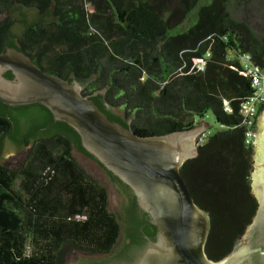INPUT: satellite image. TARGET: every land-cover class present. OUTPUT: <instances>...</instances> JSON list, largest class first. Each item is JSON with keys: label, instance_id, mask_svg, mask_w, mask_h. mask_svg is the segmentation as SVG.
<instances>
[{"label": "trees", "instance_id": "obj_1", "mask_svg": "<svg viewBox=\"0 0 264 264\" xmlns=\"http://www.w3.org/2000/svg\"><path fill=\"white\" fill-rule=\"evenodd\" d=\"M262 39L229 16L227 0H0V53L16 47L44 71L82 82L111 120L143 136L192 129L208 112L225 126L198 142V155L181 168L210 216L206 251L214 260L230 254L258 208L250 185L254 143L246 142L240 113L251 80L238 69L244 54L264 66ZM6 141L30 149L17 168L0 163V264H61L66 248L124 258L133 246L127 238L141 243L142 230L155 237L131 188L45 106L0 100V156ZM76 149L106 171L123 216ZM209 167L219 169L212 175ZM214 184L223 188L213 192ZM225 192L233 200L224 201Z\"/></svg>", "mask_w": 264, "mask_h": 264}, {"label": "water", "instance_id": "obj_2", "mask_svg": "<svg viewBox=\"0 0 264 264\" xmlns=\"http://www.w3.org/2000/svg\"><path fill=\"white\" fill-rule=\"evenodd\" d=\"M9 71L12 78L6 76ZM83 87L78 80L44 71L16 47L0 53V100L14 107L41 104L55 120L70 125L82 147L131 188L138 206L156 227V234L155 239L147 237L131 262L130 257L137 254L133 250L130 256L115 258L111 253L66 248L61 264H264V116L257 130L251 174L258 209L234 251L214 260L206 251L210 216L196 204L181 173L183 164L198 155L196 138L208 126L203 123L199 128L143 136L111 120L91 95L83 94ZM29 149L6 141L0 163L17 168ZM73 154L90 176L108 188L111 210L123 216V198L106 171L77 149ZM121 223L124 228L122 218ZM125 234L122 230L120 242Z\"/></svg>", "mask_w": 264, "mask_h": 264}, {"label": "built area", "instance_id": "obj_3", "mask_svg": "<svg viewBox=\"0 0 264 264\" xmlns=\"http://www.w3.org/2000/svg\"><path fill=\"white\" fill-rule=\"evenodd\" d=\"M205 64L206 60H203L198 64V67L203 69ZM238 70L251 80V94L242 102L240 113L242 115V123L246 127V142L254 143L258 119L263 111L261 108L264 106V66L255 63L250 54H244L241 56ZM224 105L226 111H232L228 100L224 101ZM207 136L206 132L202 133L198 138V142L204 143Z\"/></svg>", "mask_w": 264, "mask_h": 264}, {"label": "rangeland", "instance_id": "obj_4", "mask_svg": "<svg viewBox=\"0 0 264 264\" xmlns=\"http://www.w3.org/2000/svg\"><path fill=\"white\" fill-rule=\"evenodd\" d=\"M173 5H175V4L173 3ZM227 11H228L229 16L231 18H233L237 21H245L246 23H248L249 27H251L257 34L262 36V38H263L262 40L264 42V0H227ZM83 89H84V87H83ZM263 116H264V109H263L262 113L260 114V117L258 120V125H257V130L259 128V124H260V121H261ZM200 122L205 123L208 126L205 130V132L208 136L216 133L217 131L223 130L225 128V126L223 124H220L216 121L214 115L211 112H208L204 118H200ZM196 127L199 128L200 125L196 126ZM256 135H257V133H256ZM197 140H198V137L196 138V141ZM256 141L257 140L255 137L254 148L256 145ZM253 159H254V153H253V158H252V169H253V163H254ZM219 167H220V169H219ZM219 167H217L215 169L209 167L208 169H211L213 171L212 175H215V173H217V171H215V170L219 169V170L223 171L224 166L220 165ZM205 170H206V168L201 170L200 171L201 174L203 172H205ZM251 174H252V171H251ZM234 177L235 176L232 175L230 181H232V179H234ZM233 184H234V187L232 186L231 190L237 191L236 190L237 187L235 186V181L233 182ZM210 185H212V183H210ZM250 185H251V183H250ZM218 186L216 184H214L213 192L216 190V188ZM218 188H223V187L219 186ZM251 192L253 193L252 185H251ZM220 197L224 201L225 200H233V199L229 198L230 196L228 195L227 192L222 193ZM244 235H245V232L239 237L236 244L241 241V239ZM236 244H235V246H236ZM235 246H234L232 252L234 251Z\"/></svg>", "mask_w": 264, "mask_h": 264}, {"label": "flooded vegetation", "instance_id": "obj_5", "mask_svg": "<svg viewBox=\"0 0 264 264\" xmlns=\"http://www.w3.org/2000/svg\"><path fill=\"white\" fill-rule=\"evenodd\" d=\"M124 202V201H123ZM143 212V211H142ZM143 214H146V213H144L143 212ZM149 218V217H148ZM149 222H150V219H149ZM151 223V222H150ZM152 224V223H151ZM153 225V224H152ZM141 237H142V242L141 243H135V242H132V239L131 238H127V241H126V245H130V246H132V250L134 251V253H135V251H136V253L137 254H135L134 256H131L130 258L131 259H129V262H131V261H133L134 259H135V257L139 254V251H141L142 249H143V247H144V245H145V243L147 242V237H149L150 239H155V237H151V236H148L146 233H144L143 232V230L141 231ZM119 242L120 241H118L117 242V245L119 244ZM116 245V246H117ZM125 245V246H126ZM114 256V255H113ZM112 257V256H111Z\"/></svg>", "mask_w": 264, "mask_h": 264}, {"label": "clouds", "instance_id": "obj_6", "mask_svg": "<svg viewBox=\"0 0 264 264\" xmlns=\"http://www.w3.org/2000/svg\"><path fill=\"white\" fill-rule=\"evenodd\" d=\"M260 114H261V113H260ZM204 132H205V131H203L202 133H204ZM202 133H201V134H202Z\"/></svg>", "mask_w": 264, "mask_h": 264}, {"label": "crops", "instance_id": "obj_7", "mask_svg": "<svg viewBox=\"0 0 264 264\" xmlns=\"http://www.w3.org/2000/svg\"><path fill=\"white\" fill-rule=\"evenodd\" d=\"M203 123L200 124V126L202 125Z\"/></svg>", "mask_w": 264, "mask_h": 264}]
</instances>
